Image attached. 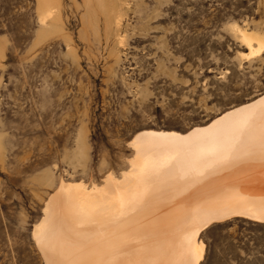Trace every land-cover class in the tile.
<instances>
[{"label":"rangeland","instance_id":"rangeland-1","mask_svg":"<svg viewBox=\"0 0 264 264\" xmlns=\"http://www.w3.org/2000/svg\"><path fill=\"white\" fill-rule=\"evenodd\" d=\"M261 93L264 0H0V264H45L31 230L61 179L119 177L136 133L185 132ZM198 239V264H264V221Z\"/></svg>","mask_w":264,"mask_h":264},{"label":"bare ground","instance_id":"bare-ground-1","mask_svg":"<svg viewBox=\"0 0 264 264\" xmlns=\"http://www.w3.org/2000/svg\"><path fill=\"white\" fill-rule=\"evenodd\" d=\"M238 32L256 52L261 40ZM129 145L119 177L58 182L31 230L45 264H198L210 223L264 221V93L185 132L140 131Z\"/></svg>","mask_w":264,"mask_h":264}]
</instances>
